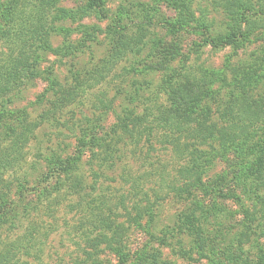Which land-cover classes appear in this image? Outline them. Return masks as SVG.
<instances>
[{"label":"rangeland","instance_id":"1","mask_svg":"<svg viewBox=\"0 0 264 264\" xmlns=\"http://www.w3.org/2000/svg\"><path fill=\"white\" fill-rule=\"evenodd\" d=\"M104 1L106 18L101 19L86 0H48L52 9L48 13L46 7L45 12L40 13L48 18L45 29L40 34H30L29 45H25L29 67L23 82H17L20 88L0 100L4 109L11 112L10 116L14 113L13 120L7 118L0 122V150L12 148L10 157H15L16 161L12 170L4 169L0 191L9 187L7 182L29 175L26 198L17 203L20 220L4 223L0 228L1 264H135L143 251L160 252L163 262L168 264H264V238L257 235L251 240L244 238L241 249L236 241L242 230L244 211H254L255 207L256 213L264 210L256 195L249 194L254 188L244 187L238 181L239 178L241 183L245 181L240 167L249 159L233 151L223 159L216 155L219 152L217 143H212L214 150L204 146L205 140L201 138L190 140L201 152L206 151L209 158L215 157L214 165L204 177L196 176V173L185 174L183 167L190 158L177 155L172 144H167L171 139H177V131L172 130L173 138L166 137L164 128L147 137V143L141 142L138 154L125 169L130 168L133 174L128 182L122 177V166L131 160V156L127 154L129 147L123 150L120 145L115 146L120 149L122 164L117 163L119 158L115 156L116 165L112 169L98 165L104 158L102 152L95 158L92 152L85 150L82 161L76 162L83 186L78 199L65 196L64 186L59 184L62 180L47 177L51 175L45 159L52 158V154L63 160L80 156L77 137L82 127L87 129L88 125L96 123L99 137L105 138L106 133L112 136L114 128L117 137H123L117 125L129 118V111L147 114L148 127L156 117L159 126L164 127L171 119L164 123L159 114L170 109L164 85L169 80L177 87L184 86L189 80L204 81L210 95L192 115L200 114L207 107L206 116L213 112L206 120L207 124L240 123L237 120L217 121V116L222 113L219 111L227 103L236 101L228 98L235 95L236 82L243 81L245 91L254 86L264 91V28L256 31L251 37L252 42L236 56L230 48L209 46L205 41L207 36L197 24L189 22L186 29L178 30L164 26L166 21L181 19L178 11L171 8L170 0ZM227 7L217 0H200L192 11L197 18L202 16L203 22L211 24L212 36L217 37L226 33ZM88 10L91 13L88 17L75 21L63 19L65 12ZM85 27L95 40L88 48L66 56L71 52L66 47L79 43ZM7 28V20H0V60L8 51ZM39 39L47 41L51 49L59 52L35 50L39 47ZM12 56L18 58V50ZM256 58L261 60V78L256 79L251 72L253 76L240 80V76L244 77L243 71H247ZM216 73L222 77L219 82H212L210 75ZM213 91L218 93L213 95ZM197 120L189 119L187 123L194 125ZM141 154L147 160L142 156L138 160ZM93 173L100 174L97 183L92 178ZM200 177L206 186L210 185L207 191L193 187L195 179ZM135 178L142 179L140 185L147 197L135 198L131 185ZM38 179L41 182L35 186ZM260 180L264 183V176ZM259 193L264 195V187ZM93 200L97 212L104 210L124 227L122 244L130 258L116 256L109 251L102 236L87 233L92 229L87 215L94 209L88 203ZM136 202L143 207L152 204L156 234L158 237L163 235L162 240L166 239L168 245L162 246L161 240H152L128 223L126 210L130 212ZM181 213L196 216L195 224L206 229L210 244L203 241L198 248L191 237L175 230ZM257 215L255 228L264 224V216ZM146 222L144 218L142 223L145 225ZM106 236L109 239L112 233L107 232Z\"/></svg>","mask_w":264,"mask_h":264},{"label":"trees","instance_id":"2","mask_svg":"<svg viewBox=\"0 0 264 264\" xmlns=\"http://www.w3.org/2000/svg\"><path fill=\"white\" fill-rule=\"evenodd\" d=\"M90 9L94 10L99 16V18H106V2L104 0H86ZM227 5L229 16L226 14L225 18L229 21L227 22L226 33L225 35H220L217 37L212 36L210 31L211 24L205 23L202 21V16L197 18L196 13L192 10L194 4L200 3V0H170L169 4L171 8L178 11L181 19L177 22H167L163 25L170 29H186L187 24L192 22V24H197L202 30L203 34L207 36L205 39L206 43L209 44L212 48L215 49H226L230 48L234 54L239 55L238 53L244 49V46L252 42V36L260 28H264V0H217ZM10 3V4H9ZM9 4V5H8ZM47 7V12L49 13L52 9V6L49 5L48 0H13L11 2L5 3L0 0V20H7V36L8 39V51L5 54V58L0 60V100H4L7 96L13 92L17 91L20 88L17 82H23L24 74L26 73L28 63V55L25 45H29L30 34L37 35L40 34L42 30L45 29L46 20H48L47 15L44 17L41 12H45ZM44 10V11H41ZM91 13L88 11H70L65 12L63 19H68L70 21H75L78 18H85L90 16ZM49 17V15H48ZM47 18V19H46ZM34 38V37H32ZM39 47L35 50H48V52L57 53L59 51L51 49L47 41L39 39ZM95 40L94 35L88 32V28L85 27V32L83 28V36L77 45L67 46L71 52L67 53L66 56H73L74 53L80 52L81 50L88 48V44ZM11 44V45H9ZM18 50V58L13 59L12 56ZM8 56V58H7ZM65 57V55H63ZM7 58V60H6ZM114 59V57H112ZM261 60L256 58L254 63L251 64L247 71H243L244 77L240 76V80L243 78H248L253 74L256 76V79L261 78ZM211 81L219 82V78L222 77L220 74H211ZM246 80V79H245ZM244 80V81H245ZM243 81L236 82L235 86V95L229 96V99H236L235 102H229L223 108L222 111H219L218 120L224 119L225 121H239L238 125L230 123L225 125H220L217 123L207 124L206 120L212 117V113L207 116L204 114L207 107L199 112L193 117L195 112L198 110L199 104L208 98L210 95L209 89L204 83V81L196 82L195 80H189L185 83L184 86H178L173 84L172 81H167L164 83L167 94V102L170 104V109L166 113H161L164 118V123L167 119H171L166 125L167 128L160 127L158 124L157 117L152 121V125L148 127V116L147 114L138 115L135 111H129V118L120 121L119 127L120 133L123 137H117L118 133H115L112 129L113 135L106 133L105 138L98 136L99 125L96 123L88 125L87 129L84 127L79 129V136L84 135L81 139L77 137L78 146L77 152H79V157L73 159L67 158L65 160L61 159L57 154H52V158L45 159L48 167L47 176L51 179L56 178L64 186V193L67 198L75 197L78 199L81 196L83 186L81 182L82 175L79 174V165L77 170V163L82 161V156L84 155L85 150L92 152L93 157L96 158V154L103 153L101 156H104L101 164H98L101 168H111L116 165L115 156L119 158V164H122L119 157L120 149L115 145H120L123 147H129L127 154L131 156V160L126 161L123 167V179L128 182V178H131V171L125 170L128 169V164H132L134 155H137V151L140 148L142 141L147 143L148 138L153 133H156L158 130L163 129L164 136L172 137V130L177 131V139L170 140L166 142L168 145H171L175 148L177 155L188 156L190 159L188 164L183 167L186 175L191 173H196V176L206 175L210 168L215 163V157L212 159L208 157L206 151L199 150L194 143L190 140L196 138H201L205 140V145L212 147L215 150V146L212 143L218 144L217 156L226 158L229 151H233L241 156L242 158L249 159L246 165L240 167L245 181L242 183L244 187L254 188L253 191L249 194H255L258 201L263 205L264 208V195L260 196V188L264 187V183L261 182V177L264 176V99L261 97L264 96V91L260 87L254 86L249 91H245V86L242 84ZM164 89V88H163ZM263 91V92H262ZM82 94V91H79ZM77 92V96L79 94ZM165 93V94H166ZM217 91H213L211 94L215 95ZM240 94V95H239ZM220 97H218V100ZM191 109L188 110L187 108ZM0 122L9 118L10 120L14 119V113L10 116L11 112L4 109L3 102L0 103ZM201 110V109H200ZM199 110V111H200ZM210 110V109H209ZM190 111V112H189ZM211 111V110H210ZM193 114V115H192ZM201 115V117H200ZM191 120H197V123L194 125H189L187 122ZM23 126V125H22ZM38 126V125H37ZM166 129V130H165ZM118 130V131H119ZM21 137L24 134L20 135ZM110 136V137H109ZM109 139V140H108ZM124 139H127V142L124 143ZM211 142L206 144V142ZM114 142V145H113ZM203 144V143H202ZM196 148V149H194ZM96 149L98 151H96ZM150 150V149H149ZM12 148H6L5 150H0V183H4L3 171L5 168L12 170L16 165L15 157H10ZM206 152V153H205ZM148 153V152H147ZM118 154V155H117ZM100 156V157H101ZM143 157L144 160H147L142 154L137 157L139 160ZM137 159L135 161H137ZM149 173V171H148ZM47 174V175H48ZM29 175H25L21 178L14 179L11 182H7L4 190L0 191V228L4 223H12L14 221L20 220V213L17 212V203L26 198V191L28 190L27 184H29ZM99 173H93V179L96 181L99 179ZM242 178V177H241ZM238 179V177H237ZM142 179L135 178L132 181L133 190H135L136 197H147L145 190L141 187ZM196 180V185L194 188H199L203 191H207L209 186H206L205 183L201 180V177ZM95 181L93 184H95ZM41 180L36 181V185L40 184ZM141 184V185H140ZM214 186V185H213ZM216 186V185H215ZM207 189V190H206ZM212 189L215 190V187ZM248 189V188H247ZM95 190V188L93 189ZM213 191V190H212ZM216 191V190H215ZM186 192V191H184ZM188 192V191H187ZM189 193V192H188ZM29 196V195H27ZM226 196V195H225ZM231 196V195H230ZM237 198L236 195H233ZM93 200L91 203H88L91 207L94 208L92 213H90L88 220H90L91 230L87 233L90 235H100L102 240H105L108 244L109 251L114 252L116 256L121 258H130V255L125 251V247L122 244L123 236L125 234V229L122 225L118 224L111 216L106 215L105 211L100 209L97 212L96 207H93ZM95 205V203H94ZM87 206V205H85ZM103 206V205H102ZM153 207L147 205L146 207L141 206L140 202H136L131 211L135 215H132L128 210H126L125 218H127L128 223L137 227L142 232H145L152 240H161L159 241L162 246L168 245L165 240H162V236L156 234V216L151 213ZM102 210V211H101ZM258 209L255 207L254 211L245 210L244 211V220L242 222V230L239 233L236 241L239 249L243 246V239L251 240L253 236L264 238V231L261 225H257L255 228L254 223L257 214L264 216V210L256 213ZM113 215V213H111ZM257 215V216H256ZM193 213H181L177 218V232L186 234L191 237L198 248H201L203 241L211 243L209 235L206 233V229L200 225H196L195 222L198 220ZM146 218L147 222L144 225L142 223L143 219ZM193 218H195L193 220ZM207 223V222H206ZM261 231V233H258ZM107 232H111L112 236H106ZM162 232V231H161ZM168 232V230H167ZM96 233V234H95ZM86 235V234H85ZM88 235V234H87ZM34 237V236H33ZM204 245H208L205 244ZM137 259V257H136ZM237 260V258H236ZM243 262V261H242ZM1 264V262H0ZM135 264H168L163 262L162 254L160 252L149 253L143 251L139 256ZM243 264V263H241Z\"/></svg>","mask_w":264,"mask_h":264}]
</instances>
